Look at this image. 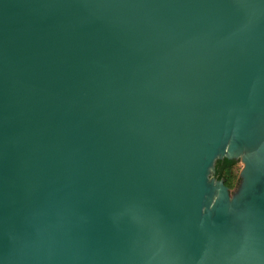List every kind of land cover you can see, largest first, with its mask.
<instances>
[{
  "label": "water",
  "instance_id": "water-1",
  "mask_svg": "<svg viewBox=\"0 0 264 264\" xmlns=\"http://www.w3.org/2000/svg\"><path fill=\"white\" fill-rule=\"evenodd\" d=\"M0 264H264V0H0Z\"/></svg>",
  "mask_w": 264,
  "mask_h": 264
},
{
  "label": "trees",
  "instance_id": "trees-1",
  "mask_svg": "<svg viewBox=\"0 0 264 264\" xmlns=\"http://www.w3.org/2000/svg\"><path fill=\"white\" fill-rule=\"evenodd\" d=\"M239 169L238 162L235 160H217L215 164V176L224 179V183L229 188H233L237 182Z\"/></svg>",
  "mask_w": 264,
  "mask_h": 264
},
{
  "label": "rangeland",
  "instance_id": "rangeland-1",
  "mask_svg": "<svg viewBox=\"0 0 264 264\" xmlns=\"http://www.w3.org/2000/svg\"><path fill=\"white\" fill-rule=\"evenodd\" d=\"M238 166L240 167V166H241V164H240V163H238Z\"/></svg>",
  "mask_w": 264,
  "mask_h": 264
}]
</instances>
